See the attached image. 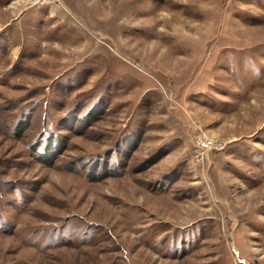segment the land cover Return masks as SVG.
Wrapping results in <instances>:
<instances>
[{
  "label": "rangeland",
  "instance_id": "374dc122",
  "mask_svg": "<svg viewBox=\"0 0 264 264\" xmlns=\"http://www.w3.org/2000/svg\"><path fill=\"white\" fill-rule=\"evenodd\" d=\"M0 264H264V0H0Z\"/></svg>",
  "mask_w": 264,
  "mask_h": 264
},
{
  "label": "built area",
  "instance_id": "2783aa9c",
  "mask_svg": "<svg viewBox=\"0 0 264 264\" xmlns=\"http://www.w3.org/2000/svg\"><path fill=\"white\" fill-rule=\"evenodd\" d=\"M32 4H57L61 5L63 0H31ZM225 145V141L216 137H213L210 133L205 131L200 125L196 126V132L194 135V146L191 161L197 166L203 165L208 152L215 148H220Z\"/></svg>",
  "mask_w": 264,
  "mask_h": 264
},
{
  "label": "crops",
  "instance_id": "0c3cea01",
  "mask_svg": "<svg viewBox=\"0 0 264 264\" xmlns=\"http://www.w3.org/2000/svg\"><path fill=\"white\" fill-rule=\"evenodd\" d=\"M44 11L43 7H36V8H33L31 11H30V14L36 18V16H38V14L40 12ZM47 12V11H46ZM36 19L33 20V22H35ZM58 29V28H57ZM58 31V30H57Z\"/></svg>",
  "mask_w": 264,
  "mask_h": 264
}]
</instances>
